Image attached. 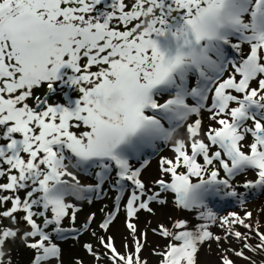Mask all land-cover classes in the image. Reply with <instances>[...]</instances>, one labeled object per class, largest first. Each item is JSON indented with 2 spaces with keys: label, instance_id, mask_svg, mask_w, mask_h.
Instances as JSON below:
<instances>
[{
  "label": "snow or ice",
  "instance_id": "6c2138e0",
  "mask_svg": "<svg viewBox=\"0 0 264 264\" xmlns=\"http://www.w3.org/2000/svg\"><path fill=\"white\" fill-rule=\"evenodd\" d=\"M242 43L249 45L247 55L238 61L229 59L226 48L239 54ZM228 65L234 72L225 79ZM93 66L96 71H91ZM190 73L198 77L196 87H188ZM57 82L81 95L68 99L66 105L49 104L46 97L33 95V89L44 84L50 92L56 91ZM173 91L172 98L158 103L156 97ZM209 92H214L210 119L220 127L209 126L203 133L210 142L206 143L201 138V120L188 124L190 144L176 140L175 158L160 160L161 173L170 174L171 181L156 180L160 190L149 194L140 178L148 162L133 167L130 158L156 140L171 138L173 129H166L157 113L170 121H184L200 113ZM187 97L196 104L190 106ZM82 126L87 130L79 134L71 130ZM248 135L253 142L243 143ZM215 145L223 155L211 151ZM72 158L75 167L100 169L94 173L95 187L87 186L85 191L100 189L112 172L114 187L121 194L127 190L125 182L134 186L125 211L135 250L121 253L111 236L100 237L112 264H146L140 260L144 245L132 219L141 210L151 213L153 202L165 204L162 193L167 192L175 194V203L182 209H205L198 216L205 222L189 229L188 221L177 220L172 225L177 231L161 224L159 234L178 242L159 253L161 264H198L201 245L219 244L230 236L243 245L240 250L223 249L221 264H235L223 253L251 261L245 249L264 251L259 221L255 227L246 222L252 212L246 211L243 217L236 212L218 216L206 204L212 195L243 203L233 181L249 170H255L256 179L246 180L243 187L264 190V0H133L131 4L126 0H0V177L8 181L0 183V209H4L0 218L30 227L21 234L18 227L0 225V264H10L4 248L19 235L36 250L33 264H63L56 236L64 238L61 234L87 229L92 223L95 214L80 230L63 227L66 217L75 223L78 211L64 199L68 180L63 177L79 184L65 163ZM214 161L227 178H219ZM181 167L186 172H178ZM193 176L200 178L198 183L192 182ZM25 189L30 190L22 199L18 193ZM121 198L117 195L115 200ZM9 202L10 208L6 207ZM115 207L99 225L102 230L107 231L114 221L119 204ZM21 211L24 215L18 219ZM34 217H43L42 224ZM214 224L225 230L223 237L210 231ZM234 225L249 229L259 243L253 246L251 236ZM84 247L100 261L101 254L91 244Z\"/></svg>",
  "mask_w": 264,
  "mask_h": 264
},
{
  "label": "rangeland",
  "instance_id": "374dc122",
  "mask_svg": "<svg viewBox=\"0 0 264 264\" xmlns=\"http://www.w3.org/2000/svg\"><path fill=\"white\" fill-rule=\"evenodd\" d=\"M127 3L131 4L133 0H126ZM249 19L248 16H245V20ZM117 23L118 22H114ZM135 23V22H134ZM131 26V25H130ZM129 26V27H130ZM121 30H124L123 25H119ZM235 42V38H234ZM245 44V48L247 52H249V45L246 43H242L241 45ZM242 52L239 53V58L241 56H246L247 54L244 53L243 48L241 46ZM226 55L229 59H236L237 61L239 58L237 57V53L230 49L226 48ZM213 58H215L213 56ZM86 62V58L82 63ZM97 68L95 66L92 67L91 71H96ZM70 71V70H69ZM234 69H232L231 65L226 66V71L224 73L223 78H227L228 75L232 74ZM71 74V73H70ZM239 75H237V79H239ZM198 77L195 73H190L188 76V87H196V81ZM252 86L256 87L257 84L255 81L252 82ZM215 86L213 85V88ZM56 91L50 92L47 88V85L44 84L41 87L33 89V95L35 97L47 98L49 104H67L68 99L75 100L79 98L81 95L78 91L74 90L71 87L63 85L59 82L55 85ZM231 91V90H229ZM235 94V93H234ZM174 95L173 92H165L156 97L158 103H164L166 100L172 98ZM209 100L205 102V107L201 109L200 113L189 115L188 118L184 121H175V120H168L162 118V114L157 113L158 118H161V122L164 124L166 129H173L171 132L170 139H159L154 141L150 146H145L141 148L138 152H136L131 158L130 163L133 167H140L144 161H147V165L143 167L141 172V179L147 185V187L151 190V192L159 191V186L154 182L158 179H164L166 181H171V175H164L161 173L160 170V160L162 157L168 159L175 158V152L173 149V145L175 144L176 140H185L186 143L190 144L188 132H187V125L193 123L196 119L201 120V138L205 139L206 143H210L206 140L203 136V133L206 132L209 126L213 128H219L220 125L210 119V112L208 111L211 105V99L214 96V92H209ZM186 102L193 106L196 104V100L192 97H187ZM28 103L30 105H34L35 101L33 99H29ZM235 106V105H233ZM147 114L151 115L152 112H148ZM251 124V121L248 122ZM73 132L79 134L80 132L86 131V127L80 128H72ZM178 130H182V135L179 137H175V132ZM175 133V134H174ZM19 138V137H18ZM253 142V138L248 135L246 141L243 143L250 144ZM189 154L191 152L190 148ZM221 151L223 155V150L219 148L218 145L211 146V151ZM245 152H248L249 149L247 147L244 148ZM26 155V154H24ZM66 155L71 156V154L66 150ZM211 155V152H210ZM226 159V157H224ZM198 162L203 164L202 157H198ZM65 163L68 166V171L72 172L79 180V184L77 185L75 181L71 179V177H63V179L68 180V184L64 187L67 189L66 195L64 197L66 203H70L74 205L78 211H76V220L73 224L70 217H66L63 221V227L68 229H82V226L87 224L89 216L95 214V218L92 223L87 227V229L80 230V231H69L66 233L61 234L64 238H60V236H56L55 242L61 247L62 249V261L63 264H75L76 260H80L83 264H112V261L107 256L110 255L109 250L105 249L100 244V237H104L105 240L109 236L115 237L112 239L115 247L118 249L119 252L124 253L126 251H134L135 245L132 244L131 239L133 236L130 230L126 227V211L125 205L127 203V199L130 195V190L134 186L131 185L130 182H125L127 186V190L121 194L117 187H114V180H115V173H110V178L101 186L100 189L94 191H85L83 190L87 186L95 187L97 183V178L94 175L95 172L100 171L99 168H78L75 167V159L72 158L71 160H66ZM214 165L217 169L220 170V177L219 178H227L226 174L223 172L222 168H220L218 162L214 161ZM7 167L6 165L4 166ZM213 166H208L209 170L212 169ZM178 172H186V169L183 167L177 169ZM204 178L208 179V175L204 174ZM241 178L246 180H254L256 179V172L255 170H249L244 174L238 175L234 178V183L238 185V182ZM198 177H191L193 183L199 182ZM7 177H0V183H7ZM30 189L20 190L18 195L23 199L26 195V192ZM238 192L243 194V203H249L251 200H259L264 197V190L259 188H244L243 185L240 187ZM4 195H11L12 193H3ZM117 195H122V198L119 202L115 200ZM222 195H212L207 197L206 204L207 207L215 211L217 207H221L220 204L222 202ZM162 198L166 200L165 204H160L157 202H153L150 204V207L153 211L150 213L145 210H141L137 213L136 217L132 219V222L137 226V238L141 240L143 243V248L140 253V260L146 262V264H161L162 256L159 253L165 251L169 243H178L172 241L171 238H166L159 234L160 225L163 224L172 231H177V229L172 228L174 223L165 224L163 222V213H166V208H171L170 213L173 214L177 220H186L188 221V216L191 214L195 216L192 212V209H182L177 206L175 203V194L171 192L162 193ZM144 199V198H142ZM225 199V198H224ZM229 201H233L234 209H237L241 203L240 200L235 198H229ZM229 201H226L229 202ZM119 204L118 213L114 219V221L110 224L107 231L102 230L99 225L105 220L108 213L116 211V204ZM216 206V207H215ZM230 206V205H229ZM227 207L229 210L231 208ZM6 207L10 208L11 203L9 202ZM232 209V210H234ZM4 209H0L2 211ZM42 210V208H34V211ZM248 211V210H246ZM240 210L242 216H244L245 212ZM18 219L23 217L24 213L18 212L17 214ZM46 215L49 217L51 216L50 211L46 212ZM37 223H41L43 221V217H34ZM0 225L4 227H18L20 229V233H24L30 231V227L21 221L18 225H12L9 218H0ZM189 226V225H188ZM214 226V225H212ZM156 229V231H153ZM190 229V228H189ZM217 229V228H216ZM261 230V228H260ZM51 231V229H49ZM210 231H212L210 229ZM262 231V230H261ZM214 232V231H212ZM95 233V235H93ZM143 234V235H141ZM212 242V241H208ZM250 243L255 246L259 243L258 237L251 238ZM86 244H91L93 249L98 253L101 254L100 261H97L93 257L91 253L84 247ZM125 244L128 245V249L125 248ZM6 252L5 260L10 261V264H33V260L36 256V250L31 249L26 246L25 240L22 238V235L17 236L14 239H9L6 242L5 248ZM246 254L251 257L250 260H246L240 257H233L235 264L238 262L239 264H252V261L255 264H264V251L257 250L256 252H249L248 250H244ZM47 264V262H45ZM52 264H55L53 261Z\"/></svg>",
  "mask_w": 264,
  "mask_h": 264
},
{
  "label": "bare ground",
  "instance_id": "6f19581e",
  "mask_svg": "<svg viewBox=\"0 0 264 264\" xmlns=\"http://www.w3.org/2000/svg\"><path fill=\"white\" fill-rule=\"evenodd\" d=\"M243 48L244 53H248L245 44L241 45ZM239 54L237 53V57ZM239 58V57H238ZM240 59V58H239ZM163 124V123H162ZM176 133V134H175ZM175 137H179L182 135V130H178L175 132ZM245 179L241 178L238 182L237 191L240 189V187L244 184ZM222 197L223 204H220L221 207H217V209L214 211L217 213L218 216L226 215L229 212H236L240 216H242V213H240V210L250 211L252 212V218L250 221H246L251 223L254 227L256 226L257 221H259L260 228L262 231H264V197H262L259 200H251L249 203H240L238 205L239 207L237 209L232 208L233 201H229V198ZM226 201H229L226 203ZM230 205V206H229ZM231 208L229 210L227 207ZM216 207V206H215ZM209 208V207H208ZM234 209V210H232ZM171 208H166V213H163V222L165 224L174 223L177 221V218L173 216L172 213H170ZM194 212H192L195 216L189 215L188 216V228H193L198 223H204L205 221L198 220L199 212L204 211L205 209H192ZM243 217V216H242ZM235 230H238L242 233H248L251 238L256 237L254 233L250 232L249 229H245L241 225H234L233 226ZM217 228V229H216ZM210 229L214 231L213 233L216 235H220L223 237L225 235V230L219 226V224H214V226H211ZM112 238H115L114 236ZM132 244H134L133 239H131ZM250 243V241H249ZM243 241L237 240L234 236H230L227 240L222 239L219 244H217L216 241L212 242H205L203 245L200 246L199 252H198V264H221L220 257L222 255L223 249H235L240 250L242 248ZM247 250V249H245ZM225 255H228L232 260L233 257H235L233 252H227L223 253ZM234 261V260H233ZM236 264H239L238 262Z\"/></svg>",
  "mask_w": 264,
  "mask_h": 264
}]
</instances>
